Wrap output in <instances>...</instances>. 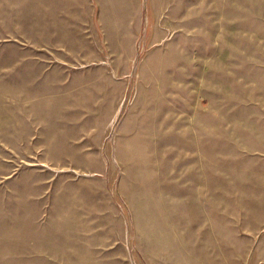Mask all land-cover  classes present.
Here are the masks:
<instances>
[{
    "label": "rangeland",
    "instance_id": "374dc122",
    "mask_svg": "<svg viewBox=\"0 0 264 264\" xmlns=\"http://www.w3.org/2000/svg\"><path fill=\"white\" fill-rule=\"evenodd\" d=\"M12 74L0 264H264V0H0Z\"/></svg>",
    "mask_w": 264,
    "mask_h": 264
},
{
    "label": "crops",
    "instance_id": "0c3cea01",
    "mask_svg": "<svg viewBox=\"0 0 264 264\" xmlns=\"http://www.w3.org/2000/svg\"><path fill=\"white\" fill-rule=\"evenodd\" d=\"M3 78H4V76L1 75V79H3ZM14 78H15L14 74H12V76H9V75L6 76V79L9 80L8 81L9 85H7L6 87L4 86L3 81L0 82V94L9 95V94H13L16 91V88L14 87ZM71 80H73V79H71ZM69 91H71V92L69 93L68 88H67L65 92L62 91V92H58L55 94L44 93V95L46 96L47 103L45 104V108L43 109V111H45V113H44V117H43L42 121H46L48 116L49 115L52 116V114H57V116L61 120L63 119V116H65V118H66L67 114H74L75 126H78L77 116H78V112H79V116H80L79 125L82 124V120H83V104L82 103H79V105H78V102L76 100L75 103L71 104L69 108L63 109L64 107L61 106V105H63V102L65 99H67V97H70L73 100V96L77 95V88L73 89L70 86ZM53 103H54V106H53ZM4 118H5V114L0 111V122H2L4 120ZM31 119L36 120V118H34V116L31 117ZM44 124H46V123H44ZM61 127L62 126H60V128ZM60 128H59L58 132L61 134L62 131Z\"/></svg>",
    "mask_w": 264,
    "mask_h": 264
}]
</instances>
